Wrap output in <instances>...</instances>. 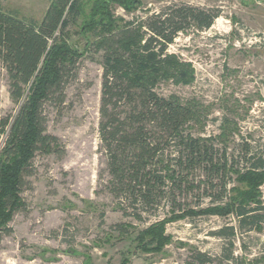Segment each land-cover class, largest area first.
Wrapping results in <instances>:
<instances>
[{
  "label": "trees",
  "instance_id": "16d2710c",
  "mask_svg": "<svg viewBox=\"0 0 264 264\" xmlns=\"http://www.w3.org/2000/svg\"><path fill=\"white\" fill-rule=\"evenodd\" d=\"M141 4L51 0L39 21L0 8V62L8 75L11 101L18 107L15 114L0 110V240L10 234V222L25 205L21 188L37 153L53 154L59 145L58 138L46 132L44 104L55 94L62 95L71 72L76 74L77 63L89 52L100 53L103 59L99 133L107 159V189L138 221L165 201L170 208L169 216L139 233V248L161 252L172 240L168 223L200 215L234 214L240 227L263 230L264 157L249 155L250 148L244 146L240 158L249 165L236 167L242 163L228 155L225 144L222 151L215 146V137L195 134L194 125L204 118L197 101L158 90L163 83L194 82L192 63L169 52V46L189 27L211 28L220 11L175 4L135 19L116 14L119 7L133 14ZM72 31L85 38L83 47L70 41ZM221 128L219 136L226 138L232 129L228 120ZM197 171L207 177L209 188L221 185L225 194L228 190V200L217 202L221 197L211 192L207 194L211 206L185 210L180 197ZM231 173L236 183L228 189L226 177ZM215 178L220 183H213ZM216 234L233 239L236 227ZM195 257L197 264L213 262L205 252ZM227 258L237 261L232 251Z\"/></svg>",
  "mask_w": 264,
  "mask_h": 264
},
{
  "label": "rangeland",
  "instance_id": "374dc122",
  "mask_svg": "<svg viewBox=\"0 0 264 264\" xmlns=\"http://www.w3.org/2000/svg\"><path fill=\"white\" fill-rule=\"evenodd\" d=\"M50 1L0 0V8L39 21ZM259 1L141 0L133 14L120 7L116 11L128 20L175 4L220 11L211 28L189 27L169 46V52L192 63L194 82L163 83L158 90L165 96L176 94L183 101H197L204 118L202 124L194 125L195 134L215 137V146L222 151L225 144L228 155L242 163L236 165L239 168L249 165L240 158L244 146L250 148L249 155L264 157V1ZM72 32L70 41L83 47L85 38ZM102 61L100 53L85 54L76 74L71 72L63 85L62 95L57 93L44 104L46 132L56 136L59 145L53 154L37 153L25 175L21 188L25 205L10 222V234L0 240V264H197L198 252L212 257L211 264H264V228L240 227L234 214L170 222L167 234L172 240L161 252L139 248V233L169 216L170 208L165 201L138 221L131 210L124 212L106 187L107 159L99 133ZM17 109L0 62L1 114H15ZM225 120L232 129L223 138L219 135ZM215 179L213 183H220ZM189 181L191 186L180 197L185 210L211 206L207 195L211 192L221 197L217 202L230 196L221 185L209 188L207 177L198 171ZM226 182L228 189L233 187L236 175L229 174ZM260 191L264 204V183ZM231 225L236 227L235 238L216 234ZM230 251L236 262L228 260Z\"/></svg>",
  "mask_w": 264,
  "mask_h": 264
},
{
  "label": "built area",
  "instance_id": "2783aa9c",
  "mask_svg": "<svg viewBox=\"0 0 264 264\" xmlns=\"http://www.w3.org/2000/svg\"><path fill=\"white\" fill-rule=\"evenodd\" d=\"M263 1H264V0H260L258 3L261 4V3H263Z\"/></svg>",
  "mask_w": 264,
  "mask_h": 264
}]
</instances>
